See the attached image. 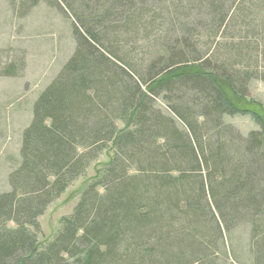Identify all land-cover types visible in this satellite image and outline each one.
Listing matches in <instances>:
<instances>
[{"label": "trees", "instance_id": "obj_1", "mask_svg": "<svg viewBox=\"0 0 264 264\" xmlns=\"http://www.w3.org/2000/svg\"><path fill=\"white\" fill-rule=\"evenodd\" d=\"M71 3L83 34L74 29L71 56L38 94L22 130L19 162L0 193V264H217L209 226L221 236L219 227L258 217L264 232V125L243 148L219 141L205 151L189 116L197 108L216 128L244 108L250 80L264 81V0ZM141 29L146 90L107 55L135 72L113 43ZM108 144V162L55 236L39 245L38 216Z\"/></svg>", "mask_w": 264, "mask_h": 264}, {"label": "rangeland", "instance_id": "obj_2", "mask_svg": "<svg viewBox=\"0 0 264 264\" xmlns=\"http://www.w3.org/2000/svg\"><path fill=\"white\" fill-rule=\"evenodd\" d=\"M71 1L0 0V193L9 189L7 175L19 162L21 133L31 120L33 102L71 56L75 48L74 29L83 34L71 12ZM125 35L117 38L118 42L113 43V48L135 72L109 53L107 55L138 80L141 90H146L148 83H140V79L144 80L142 72L148 63L145 39L138 40L144 35L143 29L137 38L132 36L128 40ZM251 38L257 39L258 36ZM224 49L225 43L215 48L213 59L223 55ZM262 65L263 61L258 62L259 72ZM246 88L247 95L242 102L244 108L241 107L236 114L224 115L216 128L205 122L199 109L194 108L190 113L195 128L200 130L205 151L219 141L227 145L236 143L243 148L241 143L246 141L248 134L260 130V125H264V81L250 80ZM153 103L164 115L172 118L177 131L191 136L187 126L170 111L163 99L154 97ZM117 127L124 128L123 122L118 121ZM165 140L159 137V141ZM112 151V145L108 144L88 165L84 174L69 184L38 216L36 238L39 245L55 236L61 219L73 212L82 189L108 162ZM200 170L205 174L202 166ZM101 191L99 187L98 192ZM257 219L238 221L229 231L221 226V236H217L216 230L209 226L212 232L207 231V235L214 238L209 241V248L211 255L216 256L217 264H264V232L261 230L262 223L259 224L260 220ZM6 227L13 228L14 224L9 221Z\"/></svg>", "mask_w": 264, "mask_h": 264}]
</instances>
